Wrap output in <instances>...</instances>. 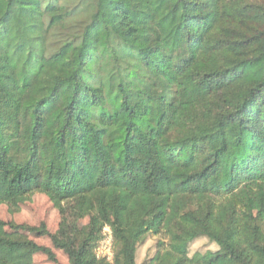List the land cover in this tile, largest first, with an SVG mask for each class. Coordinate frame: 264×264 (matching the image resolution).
I'll return each mask as SVG.
<instances>
[{
  "label": "trees",
  "instance_id": "obj_1",
  "mask_svg": "<svg viewBox=\"0 0 264 264\" xmlns=\"http://www.w3.org/2000/svg\"><path fill=\"white\" fill-rule=\"evenodd\" d=\"M35 193L59 229L0 219V264H264V0H0V206Z\"/></svg>",
  "mask_w": 264,
  "mask_h": 264
},
{
  "label": "rangeland",
  "instance_id": "obj_2",
  "mask_svg": "<svg viewBox=\"0 0 264 264\" xmlns=\"http://www.w3.org/2000/svg\"><path fill=\"white\" fill-rule=\"evenodd\" d=\"M0 219L6 223L23 224L35 227L45 224L47 230L53 234L59 229L62 216L47 195L35 193L27 197L26 200L16 207L2 204L0 206ZM86 223L87 220L83 221L82 225H85ZM30 239L40 245L52 248L56 256V260L51 261L45 255L38 254L34 257L33 264H69L67 256L63 252L54 249L48 237H36L30 235ZM158 240V237L149 235L141 244H139L136 254L137 264H149L157 252L156 246ZM217 250L218 247L216 244L206 237H201L190 245L189 253L190 256H193L198 252H216Z\"/></svg>",
  "mask_w": 264,
  "mask_h": 264
},
{
  "label": "built area",
  "instance_id": "obj_3",
  "mask_svg": "<svg viewBox=\"0 0 264 264\" xmlns=\"http://www.w3.org/2000/svg\"><path fill=\"white\" fill-rule=\"evenodd\" d=\"M103 236L97 246L96 254L98 258L111 262L114 256V239L109 227L104 228Z\"/></svg>",
  "mask_w": 264,
  "mask_h": 264
}]
</instances>
